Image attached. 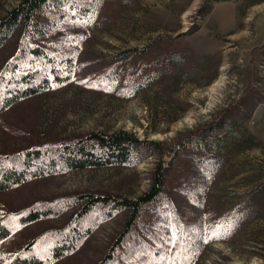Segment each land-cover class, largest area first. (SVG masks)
Masks as SVG:
<instances>
[{
  "label": "rangeland",
  "instance_id": "obj_1",
  "mask_svg": "<svg viewBox=\"0 0 264 264\" xmlns=\"http://www.w3.org/2000/svg\"><path fill=\"white\" fill-rule=\"evenodd\" d=\"M17 1L0 0V17ZM79 1L92 10L88 21L45 12L50 31L35 41L52 57H72L70 78L0 111V152L119 130L160 146L134 166L25 181L0 192V211L80 192L133 200L161 158L163 192L128 230L127 209L108 218L96 206L73 219L79 205L27 223L11 217L0 262L40 232L71 226L57 238L90 231L49 263L57 239L36 240L41 264H95L106 253V264H264V0ZM15 38L0 45V67ZM214 231L221 238L205 243ZM174 235L183 253L168 243Z\"/></svg>",
  "mask_w": 264,
  "mask_h": 264
},
{
  "label": "trees",
  "instance_id": "obj_2",
  "mask_svg": "<svg viewBox=\"0 0 264 264\" xmlns=\"http://www.w3.org/2000/svg\"><path fill=\"white\" fill-rule=\"evenodd\" d=\"M45 12H49V15L56 13V17L60 19L69 17L86 22L90 19L92 10L89 5L79 0H18L0 17V45L12 34L16 35L13 53L0 67V111L22 98L43 91L50 85L64 83L71 76L68 69L71 56L52 57L47 48L35 44V41L50 29L49 24L53 22L50 19L46 24L42 20ZM230 126L232 128V124ZM212 129V126H208L207 130L212 133ZM193 139L195 138H190L189 142H193ZM159 146L158 141L139 139L131 132L119 130L112 133L89 132L73 139L54 140L18 151L0 152V192L30 179L73 169L108 165L134 166L142 159L145 150H153ZM168 152L173 156L171 151ZM166 170L167 166L161 158L152 171L148 189L133 200L107 193L80 192L46 204H32L18 211L2 210L0 238L8 232L11 217L19 223H27L42 217H52L76 205H79L73 217L76 220L96 206L102 207L106 218L117 210L127 209L124 230H128L141 206L162 195ZM70 228L71 226H68L66 230L46 229L40 232L37 237L28 239L17 250L12 251L0 264H41L39 257L34 255L32 245L36 240L47 239L51 242V238L57 240L52 241L46 263L62 257L71 250L78 239L90 231V228L86 227L80 232H75L70 240L67 237L62 240L57 238ZM58 247L62 250L57 252ZM109 259L111 254L106 253L95 264H106Z\"/></svg>",
  "mask_w": 264,
  "mask_h": 264
},
{
  "label": "snow or ice",
  "instance_id": "obj_3",
  "mask_svg": "<svg viewBox=\"0 0 264 264\" xmlns=\"http://www.w3.org/2000/svg\"><path fill=\"white\" fill-rule=\"evenodd\" d=\"M218 228L223 227L221 225L217 226ZM231 227V224L229 223V228ZM227 231V230H226ZM225 231V234H226ZM213 238H221V234L217 231H214L212 233V235L208 236L207 238H205L204 242L207 243L209 240L213 239ZM168 243L172 244L174 247L179 245L180 246V251L181 253H183L184 251H186L187 249L184 247L185 245V241L177 236H173L172 238H170V240L168 241ZM184 259L187 260L188 257L184 256ZM173 264H176L175 259L173 260Z\"/></svg>",
  "mask_w": 264,
  "mask_h": 264
}]
</instances>
